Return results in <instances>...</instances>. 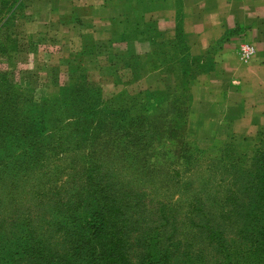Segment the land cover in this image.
<instances>
[{
	"label": "rangeland",
	"instance_id": "obj_1",
	"mask_svg": "<svg viewBox=\"0 0 264 264\" xmlns=\"http://www.w3.org/2000/svg\"><path fill=\"white\" fill-rule=\"evenodd\" d=\"M29 2L0 0V264L12 237H92L86 219L105 208L99 202L107 186L116 193L118 213L106 216L100 237H117L121 229L124 237H146L134 257L147 246L149 262L157 264L164 237H202L201 227L222 230L233 236L229 247L250 251L247 240L260 237L236 233L262 225L264 207L231 211L218 200L234 190L220 182L228 174L223 163L255 172L254 156L264 151L259 113H227L233 98L208 103L206 90L193 92L201 86L197 75L181 84L137 81L108 75L95 55L80 68L69 61L78 44L65 46L62 33L42 26ZM84 70L86 83L99 92L82 84ZM121 91L131 98L112 99ZM259 99L253 95L247 103ZM94 104L99 108L91 111ZM204 178L217 199L212 207L200 206V198L209 197ZM135 194L143 195L140 202L126 199ZM168 264L243 263L192 256Z\"/></svg>",
	"mask_w": 264,
	"mask_h": 264
},
{
	"label": "crops",
	"instance_id": "obj_2",
	"mask_svg": "<svg viewBox=\"0 0 264 264\" xmlns=\"http://www.w3.org/2000/svg\"><path fill=\"white\" fill-rule=\"evenodd\" d=\"M28 1L42 26L62 33L65 46L80 47L83 35L109 41L111 49L97 55L99 69L114 70L108 75L168 83L197 75L194 94L203 88L208 103L233 98L227 113H259L257 126H264V0ZM124 34L133 38L122 40ZM243 43L255 49L247 61L238 52ZM253 95L260 99L248 104Z\"/></svg>",
	"mask_w": 264,
	"mask_h": 264
},
{
	"label": "trees",
	"instance_id": "obj_3",
	"mask_svg": "<svg viewBox=\"0 0 264 264\" xmlns=\"http://www.w3.org/2000/svg\"><path fill=\"white\" fill-rule=\"evenodd\" d=\"M3 1L8 2L9 0ZM18 1L20 0H13V4H17ZM129 37L132 36L124 34L121 39L129 40ZM110 49L109 41H95L90 36L83 35L80 50L73 53V57L70 56L69 61H73L74 64L82 68L83 59L93 58L102 54V52L106 54ZM102 69L107 72L114 71L110 65H105ZM82 75H84V80L86 78L85 70ZM185 76L187 75H181L177 83L181 84ZM82 84L89 88H95L94 90L98 92L101 90L90 83L87 84L85 80ZM79 90L82 91V89ZM140 93L135 96L138 97ZM144 96H147V94ZM82 97L86 99L85 95H82ZM112 97V99L118 101L131 98L126 91H121ZM98 101L100 102V99ZM98 108L99 104L91 105V111H96ZM118 108L114 109L118 110ZM82 111L86 112L87 108H83ZM126 116L130 119V122L134 120L132 116L127 114ZM156 132L157 129L154 130L153 134ZM138 143L140 142L138 141ZM134 145L130 144L131 147H134ZM135 146L136 150L139 151L143 148L141 145ZM253 161L255 172L252 167V169L245 170L231 163L229 165L227 162L222 164L223 167L227 165L225 172L229 175L222 176V179H225L223 181L221 179L220 182H223L226 186L230 183L234 190L232 188L226 189V192L221 195L218 201L220 203L223 201V205H227L231 211H236L241 205L247 207L251 204H260L264 207V151L259 149ZM203 182H205L203 190H207L206 195L209 197L200 198V206L202 208H206L208 205L212 207L213 204H217L215 201L217 199L212 197L211 193L213 192L208 190V179L204 178ZM105 190L108 192L104 191L102 193V200L99 202L103 203L105 208L101 206L99 209L92 211L86 219L89 235L92 234V237H12L9 242V255L7 258L5 257L6 260L4 258L2 264H152L149 262L150 252L147 251V246V253L140 251L138 256L134 257L136 248L141 243L146 242V237H124L126 234L124 229L117 231V237H100L102 224L106 216L118 213L116 193L109 186ZM142 197L141 194H135L132 197L126 196V199L140 202ZM199 210L203 217L207 216V213H202L200 207ZM199 231L202 237H187V240H185L186 237L183 240L175 239V237H164L165 248L158 249L154 256L155 262L157 264H168L169 259H177V263H181L183 259L195 256L200 259H215V261H221L222 259L234 262L242 261L243 264L247 262L246 258H249V264H264V223L258 225L252 231L241 229L236 233L238 237H260L258 240H247L251 247L250 251L245 249L246 245L229 247V244L233 241L229 237L233 236H229L222 230L212 231L207 227H201ZM28 233H30V230ZM131 239H134V241L132 242Z\"/></svg>",
	"mask_w": 264,
	"mask_h": 264
},
{
	"label": "built area",
	"instance_id": "obj_4",
	"mask_svg": "<svg viewBox=\"0 0 264 264\" xmlns=\"http://www.w3.org/2000/svg\"><path fill=\"white\" fill-rule=\"evenodd\" d=\"M238 52L243 61H247L254 54L255 49L252 44L243 43L239 46Z\"/></svg>",
	"mask_w": 264,
	"mask_h": 264
}]
</instances>
